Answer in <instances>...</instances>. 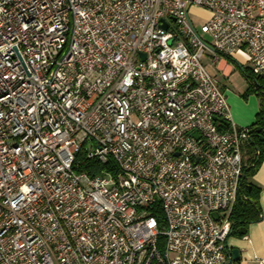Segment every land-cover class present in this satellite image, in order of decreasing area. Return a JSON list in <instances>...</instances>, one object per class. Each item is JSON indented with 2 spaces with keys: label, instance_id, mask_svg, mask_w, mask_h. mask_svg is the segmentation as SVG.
I'll return each mask as SVG.
<instances>
[{
  "label": "built area",
  "instance_id": "built-area-1",
  "mask_svg": "<svg viewBox=\"0 0 264 264\" xmlns=\"http://www.w3.org/2000/svg\"><path fill=\"white\" fill-rule=\"evenodd\" d=\"M241 50L264 80V0H0V264H232L250 136L203 59Z\"/></svg>",
  "mask_w": 264,
  "mask_h": 264
},
{
  "label": "trees",
  "instance_id": "trees-1",
  "mask_svg": "<svg viewBox=\"0 0 264 264\" xmlns=\"http://www.w3.org/2000/svg\"><path fill=\"white\" fill-rule=\"evenodd\" d=\"M228 62L234 64L232 57L226 58ZM244 75L250 83V90L244 95L248 97L250 93H256L260 99V111L256 116V122L248 127L250 139L243 147L244 152V175L241 180L240 189L235 205L233 206L229 220L231 223V235L243 238L247 235L252 224L262 220L263 212L260 206L261 188L253 182V178L260 166L264 163V80L254 76L247 70H243ZM229 124L224 122L219 129L228 130ZM75 170L85 172L90 176H96L106 165H101L97 161H90L84 153L77 157ZM152 215L157 218L159 228L164 229L165 219L159 208L154 209ZM232 264H238L232 263Z\"/></svg>",
  "mask_w": 264,
  "mask_h": 264
},
{
  "label": "crops",
  "instance_id": "crops-1",
  "mask_svg": "<svg viewBox=\"0 0 264 264\" xmlns=\"http://www.w3.org/2000/svg\"><path fill=\"white\" fill-rule=\"evenodd\" d=\"M196 13L203 14L207 20L210 17L209 12L195 8ZM232 59L234 64L228 62L226 58L219 57L217 60L213 56H210V64L207 68L209 73L214 76L224 91L225 94L231 96L234 109L231 107V120L232 123H239L241 126L248 128L256 122V116L260 111L259 104L255 105L254 110H239L241 100L238 97V92L233 91L235 89L234 81L237 75V71L247 70L250 72L249 56L245 50H241L236 53ZM250 66V67H249ZM237 93V94H236ZM240 94V93H239ZM238 107V108H237ZM235 125V123H233ZM237 126V125H236ZM253 182L261 188L260 193V206L262 208L263 217L258 223L252 224L245 237L239 238L230 236L227 240V248L230 254L233 250H238L240 253V260L238 264H264V163L260 166L258 172L253 178Z\"/></svg>",
  "mask_w": 264,
  "mask_h": 264
},
{
  "label": "rangeland",
  "instance_id": "rangeland-1",
  "mask_svg": "<svg viewBox=\"0 0 264 264\" xmlns=\"http://www.w3.org/2000/svg\"><path fill=\"white\" fill-rule=\"evenodd\" d=\"M195 8H193L190 12V19L194 25V27L196 28V30L198 31V33L201 35V37L208 42L209 44H212V40L211 38L203 32L202 28L203 26L207 23V18L201 14V13H196L194 11ZM209 19V18H208ZM210 53H206L204 59H203V64L205 65L206 68H208L209 64H210ZM250 67V66H249ZM250 73H252V70L250 68ZM234 86L235 89L233 91L238 92V97L241 100V104L239 106V110H254L255 105L259 104L260 106V99L257 96L256 93H250L248 94V97L244 98V95L250 90V83L249 80L247 79V77L241 72V70L237 71V75L235 77V81H234ZM240 93V94H239ZM237 94V93H236ZM226 96V101L227 104L229 106V110H230V114H231V107H233L234 109V104H232V99L230 98L231 96L225 94ZM235 110V109H234ZM235 123V125H237L239 128H245L243 126H241L239 123L233 122Z\"/></svg>",
  "mask_w": 264,
  "mask_h": 264
},
{
  "label": "water",
  "instance_id": "water-1",
  "mask_svg": "<svg viewBox=\"0 0 264 264\" xmlns=\"http://www.w3.org/2000/svg\"><path fill=\"white\" fill-rule=\"evenodd\" d=\"M163 28H164V29H167V26L164 25ZM193 135L195 136L196 134L193 133ZM217 217H218V216L215 215V218H217ZM230 256H231V262H232V263H237V262L240 260V253H239L238 250H233L232 253L230 254Z\"/></svg>",
  "mask_w": 264,
  "mask_h": 264
}]
</instances>
